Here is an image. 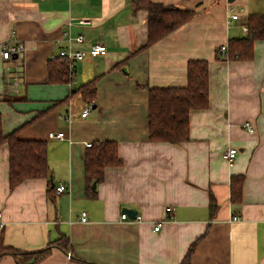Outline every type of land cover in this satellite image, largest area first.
I'll list each match as a JSON object with an SVG mask.
<instances>
[{"label":"crops","instance_id":"1","mask_svg":"<svg viewBox=\"0 0 264 264\" xmlns=\"http://www.w3.org/2000/svg\"><path fill=\"white\" fill-rule=\"evenodd\" d=\"M151 1L195 14L140 49L147 42L148 11L137 9V0H0L3 131L19 128L23 139L48 142L49 176L13 190L9 147L0 146L6 223L0 241L22 250L52 244L33 264H181L195 241L192 264H264V40L254 42L251 60L218 57L220 46L246 36L242 24L264 11V0ZM234 13L239 19L230 17ZM65 32L84 34L76 48L100 42L107 52L77 61L70 82H50L48 63L68 47ZM5 43L25 46L11 63L19 66L17 91L6 85ZM196 59L209 62L210 102L190 112V139L150 141L146 86H186L188 63ZM94 79L95 101H89L79 88ZM246 121L254 132L243 127ZM60 131L64 139L49 137ZM96 141L117 142L123 163L105 168L90 197L86 143ZM231 146L239 150L233 163L222 155ZM233 175L245 177L237 205L231 200ZM61 183L67 189L50 200L48 189ZM167 206L173 210L166 212ZM83 211L87 222L81 221ZM66 240L62 249L57 242ZM0 264L18 263L5 255Z\"/></svg>","mask_w":264,"mask_h":264},{"label":"trees","instance_id":"2","mask_svg":"<svg viewBox=\"0 0 264 264\" xmlns=\"http://www.w3.org/2000/svg\"><path fill=\"white\" fill-rule=\"evenodd\" d=\"M135 7L148 11L147 42L140 49H145L165 35L189 21L195 14L191 9L178 6H168L151 0H137ZM248 35L233 38L228 41L224 57L232 60H251L254 56V42L264 40V11L251 14L247 20ZM139 49V50H140ZM136 53V52H134ZM131 53L126 62L134 54ZM123 64V62H122ZM49 81L54 83L70 82L73 73L67 58L60 56L48 63ZM95 79L83 84L79 90L89 101H95ZM210 67L207 60H191L187 69V85L183 87H150L148 106L149 139L153 142H170L181 144L190 139V112L194 109L206 108L210 102ZM9 147V188L15 189L27 179L48 177V142L37 139H23L19 128L4 133L0 113V146ZM123 163L118 154V144L115 141H96L88 146L85 154V170L87 192L90 197L96 196L93 190L94 182L104 179L105 168L119 166ZM245 177L233 175L231 178V200L240 204ZM56 188L48 189L50 200L55 198ZM217 205L211 202V212L214 215ZM66 243H59L62 249ZM198 241L193 242L181 264H192L191 254ZM52 244L39 250H22L13 246H5L0 241V259L11 255L18 264H33L42 260L50 252Z\"/></svg>","mask_w":264,"mask_h":264},{"label":"built area","instance_id":"3","mask_svg":"<svg viewBox=\"0 0 264 264\" xmlns=\"http://www.w3.org/2000/svg\"><path fill=\"white\" fill-rule=\"evenodd\" d=\"M240 14L239 13H234L232 15H230V17L234 20L239 19ZM80 22L82 24L85 23H89L88 20L85 19H81ZM242 29L243 31L246 33V35H248L249 31H248V25L247 23H243L242 24ZM64 35H66L67 39H68V47L62 49L58 56H63L65 58L68 59L69 63H70V69L73 72L74 68H75V64L77 61L79 60H83L84 58H86L88 55L90 56H98V55H102L105 54L107 52V47L105 44L97 42L94 43L92 45H90L87 49L85 48H76L74 47L75 43H83L84 42V34L79 33L76 36L71 35L70 33H64ZM24 44L23 43H17V44H13V45H9V44H3L2 45V58L5 61V69H6V85L10 88H12V86H14L12 89L17 91V85L19 83V78L20 75L18 73V68L19 66L17 64L12 65L11 63L13 62V60H15L14 56L15 55H19L20 52L24 51ZM226 50H227V45H222L218 48V54L225 56L226 54ZM58 56L52 55L51 58H56ZM15 68V69H14ZM72 80V79H71ZM89 112V108H85L82 112V115H86ZM243 127L248 129L250 132H254L255 128L253 127V125L249 122L246 121L243 124ZM49 137L50 138H57V139H64L65 138V132L64 131H60V132H50L49 133ZM92 142H87L86 145L87 146H91ZM239 150L236 147H228L227 149H225L222 153L223 157L229 162V163H233L237 156H238ZM67 189L66 184L61 183L59 184V186L56 187V192L57 193H61L63 191H65ZM166 212H170L173 210L172 206H167L166 207ZM122 218L123 219H129V215L127 212L122 213ZM141 217L140 216H136V220H140ZM233 220H238L239 216L234 215ZM81 221L82 222H87L88 221V215L86 211H83L81 214ZM5 221L3 220V216H2V212L0 211V228H3L5 226ZM163 224V220H159L156 221L154 224V230L158 231L160 230L161 226Z\"/></svg>","mask_w":264,"mask_h":264},{"label":"water","instance_id":"4","mask_svg":"<svg viewBox=\"0 0 264 264\" xmlns=\"http://www.w3.org/2000/svg\"><path fill=\"white\" fill-rule=\"evenodd\" d=\"M96 185H97V182H94L93 185H92V188H93V189H96ZM126 211L132 213L133 210H132V209H127ZM133 213H134V212H133Z\"/></svg>","mask_w":264,"mask_h":264}]
</instances>
